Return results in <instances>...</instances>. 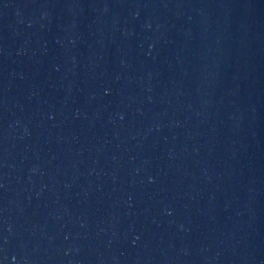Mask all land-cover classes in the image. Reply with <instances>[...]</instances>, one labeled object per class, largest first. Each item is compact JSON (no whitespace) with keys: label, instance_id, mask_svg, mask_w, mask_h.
Returning a JSON list of instances; mask_svg holds the SVG:
<instances>
[{"label":"water","instance_id":"95a60500","mask_svg":"<svg viewBox=\"0 0 264 264\" xmlns=\"http://www.w3.org/2000/svg\"><path fill=\"white\" fill-rule=\"evenodd\" d=\"M0 264H264V0H0Z\"/></svg>","mask_w":264,"mask_h":264}]
</instances>
